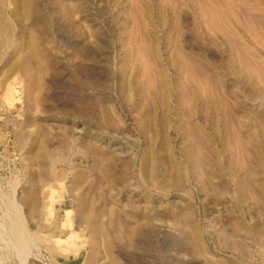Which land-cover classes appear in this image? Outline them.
I'll use <instances>...</instances> for the list:
<instances>
[{"label":"rangeland","instance_id":"374dc122","mask_svg":"<svg viewBox=\"0 0 264 264\" xmlns=\"http://www.w3.org/2000/svg\"><path fill=\"white\" fill-rule=\"evenodd\" d=\"M212 1L0 0V236L2 237H0V264H85L88 256L90 260L86 264H115V261L116 264H264V256L260 251V245L264 242L262 241L264 235V50L255 39H264V31H262L264 29L260 28L264 27V0H214L217 3L213 2V4ZM205 6L208 8L206 9ZM242 10L247 12L243 14ZM255 15L261 17L263 22L259 17L256 18L260 20L254 18L253 21ZM241 19L245 20L244 24ZM184 21H187V24H184ZM258 21L259 24L262 22L259 27ZM216 23L220 26L218 27ZM254 25L257 27L254 28ZM22 55L26 65L21 60ZM145 58L149 64L147 67L143 63ZM178 61L183 65L182 70L186 79L183 78L182 73L180 77L188 84L182 82L184 85L181 88L174 82ZM245 62L243 66L241 63ZM138 68L142 70L138 72ZM27 70H30V75L35 76L40 82V87L42 86L41 89H37V93L33 92V95L25 90L27 83L33 82ZM40 75L42 82L39 80ZM13 76L17 77V80ZM19 76L21 79L18 78ZM193 79L200 82L201 90L196 89ZM7 83L10 84L12 93L6 92ZM256 97L261 99L257 100ZM246 100L248 103H245ZM201 103L204 106H201ZM238 105L239 107H236ZM225 123L228 125L225 126ZM191 129L195 135L190 134ZM237 129L241 135L236 133ZM201 136L204 137L203 142L198 145L204 144L206 147L203 149L208 148L209 151L202 150L200 146L198 150L196 140H201ZM229 136L230 139L227 138ZM89 145L91 147L88 150ZM41 146L62 153L63 159L49 168L45 157L38 158L33 154L37 147ZM187 147L190 152L189 158L183 153V149ZM85 149L86 151L83 152L82 150ZM197 151L198 154L194 155ZM240 152L243 154L241 155ZM232 165L233 167H230ZM248 165L252 167L250 170ZM144 166L150 167L151 171L143 172ZM76 169H80L79 173ZM111 172L116 176L113 181L109 177ZM216 173L219 175L217 176ZM249 173L251 176L248 175ZM122 174L125 177L124 174H127V177L122 178ZM235 177L241 181L242 203L239 201ZM42 183L47 184L42 187L40 186ZM48 188H52L53 191L51 198H48L51 190ZM104 189H108L105 192L109 195L104 194L103 197ZM79 196L82 200L81 197L78 198ZM32 198L36 199L34 200L36 204H31ZM112 206L115 210L120 208L121 211L120 209L114 211ZM67 209L70 210L68 217L64 212ZM46 211L47 214L44 215ZM16 212L19 213L18 216ZM131 212L134 219L131 215V218L129 217ZM90 214L91 217L94 214V218L90 217V219ZM113 216L114 219H111ZM65 217L71 221L70 228L65 224L67 221ZM4 219L6 221H3ZM12 219L19 221L28 238L29 243L24 256L17 253L12 241L9 229ZM92 219L97 221L94 222ZM107 221L109 223L106 225ZM189 226H194L197 230L196 237L187 238L184 231L176 232V228L184 230ZM113 228L115 231H112ZM70 231L76 233L77 239L75 237L76 242L74 241L73 247L70 246L71 249H63V252L57 240L58 238L64 240ZM247 232L248 235L244 236ZM30 233L33 235L31 236ZM110 236L113 238L111 239ZM245 237L247 240L243 239ZM93 238L96 243L95 241L93 243ZM120 239L122 240L118 241ZM227 241L229 245L230 241L232 242L231 247L225 245V248L223 244H227ZM237 242H240L239 245H236ZM90 247L93 251L89 249ZM245 249L247 253H243ZM94 251L95 253L91 254Z\"/></svg>","mask_w":264,"mask_h":264},{"label":"bare ground","instance_id":"6f19581e","mask_svg":"<svg viewBox=\"0 0 264 264\" xmlns=\"http://www.w3.org/2000/svg\"><path fill=\"white\" fill-rule=\"evenodd\" d=\"M152 1H153V0H152ZM167 1H169V0H167ZM185 1H186V0H185ZM221 1H222V0H221ZM223 1H224V0H223ZM226 1H227V0H226ZM141 2H142V1H141ZM181 2H182V1H181ZM213 2H214V3H217V2H215V1L213 0V1H212V4H213ZM219 2H220V1H219ZM244 2H245V1H244ZM256 2H257V1H256ZM159 3H160V2H159ZM176 3H177V2H176ZM176 3H175V4H176ZM206 3H207V1H206ZM224 3H225V2H224ZM230 3H231V2H230ZM253 3H254V2H253ZM179 4H180V2H179ZM219 4H220V3H219ZM222 4H223V3H222ZM235 4H236V3H235ZM256 4H257V3H256ZM256 4H255V5H256ZM123 5H124V4H123ZM127 5H128V4H127ZM130 5H131V4H130ZM149 5H150V4H149ZM161 5H162V4H161ZM181 5H183V3H182ZM184 5H185V4H184ZM244 5L247 6V4H244ZM32 6H33V5H32ZM117 6H118V5H117ZM131 6H132V5H131ZM151 6H152V5H151ZM151 6H150V7H151ZM209 6H211V4H210ZM238 6H240V5H238ZM250 6H252V5H250ZM260 6H261V5H260ZM34 7H35V6H34ZM113 7H115V6H113ZM121 7H122V5H121ZM124 7H125V6H124ZM126 7H127V6H126ZM227 7H228V5H227ZM248 7H249V4H248ZM137 8H138V7H137ZM205 8L207 9L208 7L205 6ZM215 8H216V7H215ZM231 8H232V7H231ZM115 9H116V8H115ZM123 9H124V8H123ZM128 9H129V8H128ZM130 9H131V8H130ZM139 9H141V8H139ZM151 9H152V8H151ZM153 9H154V8H153ZM164 9H165V8H164ZM210 9H211V7H209V10H210ZM226 9H227V8H226ZM232 9H233V8H232ZM16 10H17V9H16ZM181 10H183V9H181ZM198 10H199V8H198ZM5 11H6V10H5ZM115 11H117V10H115ZM115 11H114V12H115ZM122 11H123V10H122ZM151 11H152V10H151ZM184 11H185V10H184ZM207 11H208V10H207ZM212 11H213V10H212ZM238 11H239V10H238ZM248 11H249V10H248ZM228 12H229V11H228ZM230 12H231V11H230ZM234 12L236 13V10H235V9H234ZM243 12H245V11L242 10V13H243ZM246 12H247V11H246ZM246 12H245V13H246ZM251 12H253V11H251ZM120 13H121V12H120ZM149 13H150V12H149ZM175 13H176V11H175ZM207 13H209V12H207ZM207 13H206V14H207ZM225 13H226V12H225ZM245 13H243V14H245ZM121 14H124V12L121 13ZM121 14H120V15H121ZM152 14H153V12H152ZM190 14H191V13H190ZM200 14H201V13H200ZM249 14H250V12H249ZM253 14H254V13H253ZM255 14H256V13H255ZM130 15H131V14H130ZM139 15H140V14H139ZM150 15H151V13H150ZM175 15H176V14H175ZM183 15H184V14H183ZM188 15H189V14H188ZM257 15H259V14L257 13ZM125 16H126V15H125ZM125 16H124V17H125ZM131 16H132V15H131ZM191 16H192V15H191ZM222 16H223V15H222ZM238 16H239V14H238ZM240 16H241V15H240ZM243 16H244V15H243ZM245 16H246V15H245ZM261 16H262V14H261ZM5 17H6V15H5ZM141 17H142V16H141ZM167 17H168V16H167ZM185 17H186V16H185ZM212 17H213V16H212ZM224 17H225V16H224ZM246 17H247V16H246ZM248 17H249V16H248ZM256 17H259V16H256V15H255V16L253 17V21H254V18H255V19H259V18H261V17H259V18H256ZM152 18H153V16H152ZM161 18H162V17H161ZM180 18H181V17H180ZM180 18H179V19H180ZM235 18H236V17H235ZM242 18H243V17H242ZM119 19H120V18H119ZM125 19H126V18H125ZM132 19H133V18H132ZM137 19H138V18H137ZM137 19H136V20H137ZM149 19H150V18H149ZM154 19H155V18H154ZM154 19H153V21H155ZM200 19H201V22L203 23L202 18H200ZM210 19H211V17H210ZM222 19H224V18H222ZM248 19H249V18H248ZM248 19H247V20H248ZM261 19H262V18H261ZM263 19H264V18H263ZM263 19H262V22H263ZM120 20H122V19H120ZM166 20H167V19H166ZM166 20H165V21H166ZM186 20H187V19H186ZM189 20H190V18H189ZM196 20H197V19H196ZM212 20H213V19H212ZM259 20H260V19H259ZM124 21H125V20H124ZM137 21H138V20H137ZM153 21H151V22H153ZM161 21H162V20H161ZM179 21H180V20H179ZM241 21H242V23L245 22L244 19H243V20L241 19ZM255 21H256V20H255ZM127 22H128V21H127ZM127 22H126V23H127ZM166 22H167V21H166ZM166 22H165V24H166ZM174 22H176L175 19H174ZM180 22H181V21H180ZM184 22H185L184 24H187V21H184ZM193 22H194V21H193ZM205 22H206V21H205ZM216 22H217V20H216ZM224 22H225V21H224ZM262 22H261V23H262ZM128 23H129V22H128ZM153 23H154V22H153ZM155 23H157V22H155ZM225 23L227 24L228 22H225ZM248 23H251V22H248ZM257 23L259 24V21H258ZM261 23L258 25V27L261 25ZM145 24H146V23H145ZM205 24H208V23H205ZM216 24H217V23H216ZM243 24H244V23H243ZM253 24H254V23H253ZM2 25H3V24H2ZM4 25H5V24H4ZM118 25H119V24H118ZM173 25H174V23H173ZM224 25H225V24H224ZM228 25H229V24H228ZM255 25H256V24H255ZM255 25L253 26L254 28L257 27V26L255 27ZM41 26H42V25H41ZM125 26H126V25H125ZM189 26H190V24H189ZM217 26H218V24H217ZM219 26H220V24H219ZM219 26H218V27H219ZM250 26H251V25H250ZM250 26H249V27H250ZM122 27H123V26H122ZM122 27H121V28H122ZM133 27H134V26H133ZM155 27H156V26H155ZM180 27H181V26H180ZM187 27H188V26H187ZM199 27H200V26H199ZM249 27H248V28H249ZM253 27H251V28H253ZM262 27H263V26L260 27L261 30L264 29V27H263V28H262ZM163 28H164V27H163ZM172 28H173V27H172ZM181 28H182V27H181ZM181 28H180V29H181ZM216 28H217V27H216ZM216 28H215V30H216ZM225 28H226V27H225ZM254 28H253L252 30H254ZM119 29H120V28H119ZM165 29H166V28H165ZM165 29H164V30H165ZM194 29H195V26H194ZM201 29H202V28H201ZM123 30H124V29H122V31H123ZM132 30H133V29H132ZM159 30H160V29H159ZM172 30H173V29H172ZM174 30H176V29L174 28ZM181 30H182V29H181ZM186 30H189V29H186ZM198 30H199V28H198ZM222 30H223V29H222ZM247 30H248V31H251L250 29H247ZM3 31H4V30H3ZM122 31H121V32H122ZM129 31H130V30H129ZM184 31H185V30H184ZM189 31H190V30H189ZM193 31H194V30H193ZM254 31H255V30H254ZM258 31H259V29H258ZM262 31H264V30H262ZM139 32H140V31H139ZM144 32H145V31H144ZM144 32H143V33H144ZM159 32H160V31H159ZM161 32H162V30H161ZM163 32H164V31H163ZM176 32H177V30H176ZM203 32H204V31H203ZM220 32H221V31H220ZM246 32H247V31H246ZM252 32H253V31H252ZM259 32L263 35V33H262L261 31H259ZM37 33H38V29H37ZM124 33H126V32L124 31ZM177 33H178V32H177ZM177 33H176V35H177ZM179 33H180V31H179ZM214 33H215V32H214ZM247 33H248V32H247ZM254 33H256V32H254ZM163 34H164V33H163ZM215 34H216V33H215ZM226 34H227V33H226ZM234 34H235V33H234ZM135 35H137V34H135ZM170 35H171V34H169V36H170ZM194 35H195V34H194ZM251 35H252V34H251ZM254 35H255V34H254ZM257 35H258V34H257ZM123 36H124V35H123ZM123 36H122V37H123ZM131 36H132V35H131ZM140 36H141V34H140ZM163 36H164V35H163ZM184 36H185V35H184ZM201 36H202V35H201ZM216 36H217V35H216ZM227 36H228V35H227ZM18 37H19V36H18ZM124 37H125V36H124ZM136 37H137V36H136ZM145 37H146V36H145ZM145 37H144V38H145ZM208 37H209V36H208ZM228 37H229V36H228ZM253 37H254V36H253ZM257 37H258V36H257ZM133 38H134V37H132V39H133ZM142 38H143V37H142ZM142 38H141V39H142ZM162 38H165V37H162ZM217 38H218V37H217ZM125 39H126V38H125ZM125 39H124V40H125ZM160 39H161V38H160ZM177 39H178V38H177ZM192 39H194V37H193ZM209 39H210V38H209ZM255 39H256V43L259 44V46H261L262 49L264 50V39H262V38H261V39H259V38H255ZM35 40H36V39H35ZM35 40H34V41H35ZM158 40H159V39H158ZM172 40H174V39H172ZM228 40H229V39H228ZM230 40H231V38H230ZM34 41H33V42H34ZM133 41H134V40H133ZM143 41H144V40H143ZM159 41H160V40H159ZM162 41H163V40H162ZM176 41H177V40H176ZM35 42H36V41H35ZM37 42H38V41H37ZM122 42H123V41H122ZM180 42H182V41H180ZM221 42H222V41H221ZM228 42H229V41H228ZM238 42H239V41H238ZM238 42H237V43H238ZM242 42H243V41H242ZM123 43H124V42H123ZM142 43H143V42H142ZM162 43H164V42H162ZM167 43H168V42H167ZM187 43H188V42H187ZM15 44H16V43H15ZM32 44H33V43H32ZM135 44H136V43H135ZM173 44H174V43H173ZM181 44H182V43H181ZM36 45H37V44H36ZM128 45H129V44H128ZM156 45H157V44H156ZM162 45H163V44H162ZM174 45H175V44H174ZM176 45H177V44H176ZM176 45H175V46H176ZM191 45H192V44H191ZM191 45H189V46L191 47ZM228 45H229V44H228ZM249 45H250V44H249ZM137 46H138V45H137ZM157 46H158V45H157ZM178 46H179V44H178ZM231 46H232V45H231ZM7 47H8V46H7ZM14 47H15V45H14ZM154 47H155V46H154ZM160 47H161V46H160ZM201 47H202V46H201ZM37 48H38V47H37ZM39 48H40V47H39ZM157 48H159V47H157ZM177 48H178V47H177ZM185 48H186V47H185ZM209 48H210V47H209ZM250 48H251V47H250ZM15 49H16V48H15ZM34 49H35V48H34ZM131 49H132V48H131ZM133 49H134V48H133ZM165 49H166V48H165ZM179 49H180V47H179ZM193 49H194V48H193ZM196 49H197V48H196ZM35 50H36V49H35ZM38 50H39V49H38ZM190 50H192V48H191ZM221 50H222V49H221ZM247 50H248V49H247ZM251 50H252V48H251ZM9 51H10V50H9ZM36 51H37V50H36ZM36 51H35V52H36ZM39 51L41 52V50H39ZM39 51H38V52H39ZM124 51H125V50H124ZM178 51H179V50H178ZM209 51H210V50H209ZM231 51L233 52V50H231ZM162 52H164V51H162ZM181 52H182V50H181ZM33 53H34V52H33ZM142 53H143V52H142ZM158 53H159V52H158ZM205 53H206V52H205ZM222 53H223V52H222ZM222 53H221V54H222ZM238 53H239V52H238ZM11 54H12V52H11ZM28 54H29V53H28ZM37 54H38V53H37ZM40 54H41V53H40ZM134 54H135V53H134ZM149 54H150V53H149ZM224 54H225V53H224ZM144 55H145V54H144ZM146 55H147V54H146ZM181 55H182V54H181ZM222 55H223V54H222ZM222 55H221V56H222ZM226 55H227V54H226ZM230 55H231V53H230ZM243 55H244V54H243ZM247 55H248V54H247ZM250 55H251V54H250ZM255 55L257 56V55H259V54H255ZM130 56H131V55H130ZM160 56H161V55H160ZM187 56H188V55H187ZM190 56H191V55H190ZM221 56H220V57H221ZM234 56H236V55L234 54ZM237 56H238V55H237ZM260 56H261V55H260ZM20 57H22V59H21ZM20 57H19V58H20L22 61L25 60V59H23V55L20 56ZM35 57H36V54H35ZM122 57H123V56H122ZM145 57H146V56H145ZM204 57H205V56H204ZM231 57H232V56H231ZM248 57H249V56H248ZM19 58H18V59H19ZM125 58H126V57H125ZM141 58H142V57H141ZM200 58H201V57H200ZM263 58H264V57H263ZM121 59H122V58H121ZM121 59H120V60H121ZM139 59H140V57H139ZM149 59H150V58H149ZM161 59H162V58H161ZM161 59H160V60H161ZM178 59H179V58H178ZM187 59H188V57H187ZM195 59H196V58H195ZM208 59H209V58H207L206 60L208 61ZM212 59H213V58H212ZM214 59H215V58H214ZM224 59H225V58H224ZM242 59H243V58H242ZM257 59H258V58H257ZM42 60H43V59H42ZM140 60H142V59H140ZM157 60H158V59H157ZM197 60H198V59H197ZM244 60H245V59H244ZM246 60H247V59H246ZM255 60H256V59H255ZM143 61H144V62H143L144 65L147 67V66L149 65L147 59L145 58V59H143ZM146 61H147V62H146ZM155 61H156V60H155ZM163 61H164V60H163ZM202 61H203V60H202ZM209 61H210V60H209ZM214 61H215V60H214ZM230 61H231V60H230ZM236 61H238V60H236ZM248 61H249V60H248ZM248 61H247V62H248ZM259 61H261V60H259ZM20 62H21V61H20ZM23 62H24V61H23ZM27 62H28V61H27ZM136 62H137V61H136ZM141 62H142V61H141ZM241 62H242V61H241ZM251 62H252V61H251ZM256 62H257V60H256ZM24 63H25V65H26V61H25ZM122 63H123V62H122ZM143 63H142V64H143ZM189 63H190V62H189ZM206 63H208V62H206ZM214 63H215V62H214ZM217 63H218V61H217ZM217 63H216V64H217ZM221 63H222V62H221ZM227 63H228V61H227ZM229 63H230V62H229ZM239 63H240V62H239ZM249 63H250V62H249ZM257 63H258V62H257ZM262 63H263V62H262ZM45 64H46V63H45ZM208 64H209V63H208ZM241 64H242V65H243V64H246V62H245V63H241ZM253 64H254V63H253ZM255 64H256V63H255ZM255 64H254V65H255ZM19 65H21V63H20ZM157 65H158V64H157ZM223 65H224V64H223ZM234 65H235V64H234ZM234 65H232V66H234ZM257 65H258V64H257ZM22 66H23V65H22ZM27 66L29 67V65H27ZM27 66H26V68H28ZM31 66H32V65H31ZM176 66H177V72H174V82L176 83V85H177L179 88H181L186 82L184 83V82L182 81V78L180 77V75H181V73H182V75L184 76V77H183L184 79H186V75H185V72H183V70H182L183 65H182L181 62L178 61ZM207 66H208V65H207ZM211 66H212V65H211ZM218 66H219V65H218ZM243 66H244V65H243ZM245 66H246V65H245ZM135 67H136V66H135ZM135 67H134V68H135ZM138 67H139V66H138ZM140 67H141V66H140ZM149 67H150V66H149ZM160 67H161V66H160ZM163 67H164V66H163ZM187 67H188V65H187ZM191 67H192V65H191ZM215 67H216V66H215ZM220 67H221V64H220ZM23 68H24V67H23ZM118 68H119V67H118ZM121 68H122V67H121ZM141 68H142V67H141ZM165 68H167V67H165ZM228 68H229V67H227V69H228ZM256 68H257V67H256ZM256 68H255V69H256ZM36 69H37V68H36ZM46 69H47V68H46ZM142 69H143V68H142ZM142 69H141V70H142ZM154 69H155V68H154ZM154 69H153V71H154ZM214 69H215V68H214ZM214 69H213V70H214ZM217 69H218V68H217ZM239 69H240V68H239ZM239 69H238V70H239ZM252 69H253V68H252ZM252 69H251V70H252ZM261 69H263V68H261ZM10 70H11V69H10ZM139 70H140V69L138 68V72H139ZM141 70H140V71H141ZM144 70H145V69H143V71H144ZM148 70H149V69H148ZM167 70H168V69H167ZM167 70H166V71H167ZM223 70H224V69H223ZM231 70H232V69H231ZM246 70H248V69H246ZM29 71H30V70H27L28 73H29ZM119 71H120V70H119ZM211 71H212V70H211ZM214 71H215V70H214ZM224 71H225V70H224ZM236 71H237V70H236ZM27 72H26V73H27ZM144 72H145V71H144ZM151 72H152V71H151ZM186 72H187V71H186ZM242 72H243V71H242ZM255 72H256V70H255ZM257 72H258V71H257ZM259 72H260V71H259ZM14 73H15V72H14ZM22 73H24V70L22 71ZM28 73H27V75H28ZM145 73H146V72H145ZM166 73H167V72H166ZM170 73H171V72H170ZM226 73H227V72H226ZM248 73H249V72H248ZM263 73H264V72H263ZM139 74H141V73H139ZM146 74H147V73H146ZM240 74H241V73H240ZM255 74H256V73H255ZM16 75H18V74H16ZM121 75H122V74H121ZM142 75H143V74H142ZM154 75H155V74H154ZM164 75H165V74H164ZM201 75H203V74H201ZM205 75H206V74H205ZM208 75H209V74H208ZM222 75H223V74H222ZM225 75H226V74H225ZM237 75H239V74H237ZM28 76H30V77L32 78V81H33V82L30 83V84L27 83V86H26L27 89H25V90H28V91H29L28 93H30L31 95H33V92L35 93L36 91H38L37 89H39V88L41 89L42 86L40 87V82L38 81V79H36L35 76L30 75V73H29ZM145 76H146V75H145ZM199 76H200V75H199ZM239 76H240V75H239ZM13 77H14V76H13ZM26 77H27V76H26ZM26 77H25V78H26ZM40 77H41V75H40ZM120 77H121V76H120ZM120 77H119V78H120ZM141 77H142V76H141ZM157 77H158V75H157ZM206 77H207V76H206ZM232 77H233V76H232ZM14 78H15V77H14ZM16 78H17V77H16ZM16 78H15V79H16ZM18 78H20V76H19ZM38 78H39V76H38ZM136 78H137V77H136ZM151 78H153V77H151ZM195 78H197V77H195ZM233 78H234V77H233ZM233 78H232V79H233ZM249 78H251V77H249ZM20 79H21V78H20ZM41 79H42V77H41L39 80L41 81ZM153 79H155V78H153ZM214 79L216 80V78H214ZM227 79H229V78H227ZM232 79H231V80H232ZM237 79H238V78H237ZM253 79H254V78H253ZM253 79H252V80H253ZM257 79H258V78H257ZM13 80H14V79H13ZM16 80H17V79H16ZM156 80H157V79H156ZM169 80H170V79H169ZM193 80H194V83H195V85H196V86H195L196 89L198 88V90H201V89H202V86H201L200 82H196V81H195L196 79H193ZM202 80H203V79H202ZM223 80H225V79H223ZM229 80H230V79H229ZM249 80H250V79H249ZM261 80H262V79H261ZM14 81H15V80H14ZM21 81H22V80H20V82H21ZM27 81H29V78H28ZM30 81H31V80H30ZM152 81H153V80H152ZM211 81H212V80H211ZM226 81H227V80H226ZM239 81H240V80H239ZM244 81H245V80H244ZM244 81H243V82H244ZM250 81H251V80H250ZM257 81H258V80H257ZM4 82H5V81H4ZM6 82L9 83V81H6ZM41 82H42V81H41ZM142 82H143V81H142ZM171 82H172V81H171ZM182 82H183L184 84H183ZM187 82H188V80H187ZM231 82H232V81H231ZM243 82H242V83H243ZM8 83H7V84H8ZM17 83H18V81H17ZM23 83H25V82H23ZM204 83H205V82H204ZM208 83H209V82H208ZM216 83H217V82H216ZM260 83H261V82H260ZM12 84H13V83H12ZM43 84H44V83H43ZM147 84H149V83H147ZM161 84H162V83H161ZM186 84H187V83H186ZM234 84H235V83H234ZM237 84H238V82H237ZM5 85H6V84H5ZM170 85H171V84H170ZM187 85H188V84H187ZM216 85H217V84H216ZM219 85H220V84H219ZM241 85H242V84H241ZM263 85H264V84H263ZM120 86H122V84H120ZM146 86H147V85H146ZM171 86H172V85H171ZM207 86H208V85H207ZM212 86H213V85H212ZM221 86H222V85H221ZM223 86H224V85H223ZM242 86H243V85H242ZM255 86L258 87V85H256V84H255ZM255 86H254V87H255ZM26 87H25V88H26ZM240 87H241V86H240ZM240 87H239V88L236 87V88H237V89H240ZM134 88H135V87H134ZM134 88H133V89H134ZM148 88H149V87H148ZM168 88H169V86H168ZM170 88H171V87H170ZM207 88H208V87H207ZM246 88H247V87H246ZM249 88H250V87H249ZM11 89H12V88H11L10 84H8L7 87H6V92L8 91L7 93H12V92H11ZM120 89H121V87H120ZM131 89H132V87H131ZM205 89H206V88H205ZM214 89H215V88H214ZM255 89H256V88H255ZM257 89H258V88H257ZM134 90H135V89H134ZM144 90H145V89H144ZM155 90H156V89H155ZM161 90H162V89H161ZM178 90H179V89H178ZM232 90H234V88H233ZM14 91H15V90H14ZM14 91H13V92H14ZM145 91H146V90H145ZM157 91H159V89H158ZM176 91H177V90H176ZM218 91H219V90H218ZM220 91H221V90H220ZM222 91H223V90H222ZM230 91H231V90H230ZM254 91H255V90H254ZM254 91H253V92H254ZM257 91H258V90H257ZM257 91H256V92H257ZM259 91H260V90H259ZM259 91H258V92H259ZM198 92H199V91H198ZM245 92H246V91H245ZM250 92H251V91H250ZM7 93H6V94H7ZM15 93H16V92H15ZM28 93H27V94H28ZM36 93H37V92H36ZM145 93H146V92H145ZM171 93H172V92H171ZM193 93H195V92H193ZM217 93H218V92H217ZM217 93H216V94H217ZM220 93H221V92H220ZM251 93H252V92H251ZM251 93H249V94H251ZM254 93H255V92H254ZM39 94H40V93H39ZM142 94H143V93H142ZM152 94H153V93H152ZM157 94H158V93H157ZM159 94H160V93H159ZM177 94H178V93H177ZM181 94H182V93H181ZM196 94H198V93H196ZM211 94H212V93H211ZM225 94H226V93H225ZM257 94H258V93H257ZM12 95H13V94H12ZM19 95H20V94H19ZM37 95H38V94H37ZM202 95H203V94H202ZM209 95H210V94H209ZM253 95H255V94H253ZM259 95H260V94H259ZM27 96H28V95H27ZM40 96H41V95H40ZM130 96H131V95H130ZM152 96H154V95H152ZM169 96H170V95H169ZM169 96H168V97H169ZM171 96H172V95H171ZM200 96H201V95H200ZM219 96H220V95H219ZM226 96H227V95H225V97H226ZM5 97L7 98V95H6ZM8 97H10V96H8ZM13 97H14V95H13ZM17 97H18V96H17ZM23 97H25V95H24ZM35 97H38V96H35ZM132 97H133V96H132ZM144 97H145V96H144ZM148 97H149V96H148ZM217 97H218V95H217ZM228 97H229V96H228ZM228 97H227V98H228ZM246 97H247V96H246ZM190 98H191V97H190ZM218 98H219V97H218ZM254 98H255V96H254ZM256 98H257V97H256ZM8 99H9V98H8ZM10 99H11V98H10ZM10 99H9V100H10ZM27 99H28V98H27ZM169 99H170V98H169ZM184 99L188 101V99H186V98H184ZM191 99H192V98H191ZM194 99H195V98H194ZM211 99H212V98H211ZM229 99H230V98H229ZM259 99H261V97H260ZM259 99L257 98V100H259ZM4 100H5V99H4ZM159 100H160V99H159ZM174 100H175V99H174ZM176 100H177V99H176ZM182 100H183V98H182ZM202 100H203V99H202ZM224 100H225V99H224ZM254 100H255V99H254ZM5 101H6V100H5ZM25 101H26V100H25ZM30 101H31V100H30ZM30 101H28L29 104H31ZM131 101H132V100H131ZM135 101H137V100H135ZM167 101H169V100H167ZM195 101H196V100H195ZM247 101H248V100H246L245 103H246ZM255 101H256V100H255ZM9 102H10V101H9ZM31 102L33 103L34 101H31ZM127 102H128V101H127ZM160 102H161V100H160ZM219 102H220V101H219ZM153 103H154V102H153ZM169 103H170V102H169ZM210 103H211V100H210ZM222 103H223V102H222ZM247 103H248V102H247ZM249 103H250V102H249ZM253 103H254V102H253ZM253 103H252V104H253ZM260 103H261V102H260ZM262 103H263V102H262ZM262 103H261V104H262ZM184 104H185V103H184ZM196 104H197V103H196ZM196 104H195V105H196ZM235 104H236V103H235ZM235 104H234V105H235ZM252 104H251V105H252ZM34 105H35V104H34ZM131 105H133V104H131ZM131 105H130V106H131ZM186 105L188 106V103H187ZM195 105H194V106H195ZM202 105H203V104L201 103V106H202ZM211 105H212V103H211ZM222 105H223V104H222ZM9 106H10V104H9ZM30 106H31V105H30ZM149 106H150V105H149ZM149 106H148V107H149ZM177 106H178V105H177ZM177 106H176V107H177ZM203 106H204V105H203ZM252 106H253V105H252ZM34 107H35V106H34ZM132 107H133V106H132ZM195 107H196V106H195ZM236 107H239V105L236 106ZM177 108H178V107H177ZM184 108H185V107H184ZM202 108H203V107H202ZM260 108H261V107H260ZM159 110H160V109H159ZM184 110H185V109H184ZM195 111H197V110H195ZM203 111H204V110H203ZM203 111H202V113H203ZM257 111H258V110H257ZM140 112H141V111H140ZM183 112H184V111H183ZM185 112H187V110H186ZM189 113H190V112H188V114H189ZM236 113H238V111H237ZM239 113H240V112H239ZM241 113H242V112H241ZM149 114H150V112H149ZM166 114H167V113H166ZM249 114H250V113H249ZM160 115H161V114H160ZM184 115H185V114H184ZM193 115H194V114H193ZM221 115H222V114H221ZM143 116H144V115H143ZM167 116H168V115H167ZM205 116L207 117V115H205ZM231 116H232V115H231ZM234 116H236V115H234ZM155 117H156V116H155ZM159 117H160V116H159ZM170 117H171V116H170ZM182 117H184V116H182ZM142 118H143V117H142ZM142 118H141V119H142ZM173 118H174V117H173ZM175 118H176V117H175ZM193 118H194V117H193ZM195 118H196V117H195ZM221 118H222V117H221ZM221 118H220V119H221ZM262 118H263V117H262ZM190 119H191V118H190ZM199 119H200V116H199ZM206 119H207V118H206ZM172 120H173V119H172ZM186 120H187V119H186ZM191 120H192V119H191ZM193 120H195V119H193ZM203 120H204V118H203ZM208 120H209V119H208ZM244 120H245V119H244ZM140 121H141V120H140ZM142 121H143V120H142ZM155 121H156V120H155ZM218 121H219V120H218ZM235 121H236V119H235ZM143 122H144V121H143ZM191 122H192V121H191ZM201 122H202V121H201ZM201 122H200V124H201ZM205 122H206V120H205ZM233 122H234V121H232V123H233ZM228 123H229V122H228ZM237 123H238V122H237ZM247 123H248V121H247ZM250 123H251V122H250ZM258 123L260 124V122H258ZM261 123H262V122H261ZM161 124H162V123H161ZM226 124H227V123H225V126H226ZM230 124H231V123H230ZM234 124H235V123H234ZM243 124H244V123H243ZM105 125H106V124H105ZM148 125H149V124H148ZM156 125H157V123H156ZM201 125H202V124H201ZM217 125H218V124H217ZM227 125H228V124H227ZM247 125H248V124H247ZM253 125H254V124H253ZM263 125H264V123H263ZM141 126H142V125H141ZM141 126H140V127H141ZM157 126H158V125H157ZM177 126H178V125H177ZM187 126H188V125H187ZM231 126H232V125H230L229 127L231 128ZM138 127H139V126H138ZM155 127H156V126H155ZM188 127H189V126H188ZM190 127H191V126H190ZM193 127H194V126H193ZM218 127H219V126H218ZM240 127H241V126H240ZM23 128H24V127H23ZM150 128H151V127H150ZM163 128H164V127H163ZM178 128H179V127H178ZM203 128H204V126H203ZM203 128H202V129H203ZM230 128H229V130H231ZM252 128H253V127H252ZM44 129H45V128H44ZM157 129H158V128H157ZM192 129H193V128H192ZM192 129H191V133H190V134L195 135L194 133H192ZM220 129H221V128H220ZM234 129H235V128H234ZM234 129H233V130H234ZM238 129H240V128L238 127ZM238 129H237V130H238ZM140 130H141V129H140ZM188 130H189V129H188ZM196 130H197V129H196ZM227 130H228V129H227ZM233 130H232V131H233ZM262 130H263V127H262ZM158 131H159V130H158ZM173 131H174V130H173ZM204 131H205V130H204ZM250 131H251V130H250ZM180 132H182V130H181ZM180 132H178V134H179ZM189 132H190V131H189ZM195 132H196V131H195ZM219 132H220V131H219ZM237 132L239 133V130L236 131V133H237ZM251 132H252V131H251ZM263 132H264V131H263ZM44 133H45V132H44ZM146 133H147V132H146ZM146 133H145V134H146ZM156 133H157V132H156ZM196 133H198V132H196ZM243 133H245V132H243ZM253 133H255V132H253ZM34 134H35V133H34ZM68 134H69V133H68ZM150 134H151V133H150ZM215 134H216V133H215ZM228 134H229V133H227V135H228ZM231 134H232V133H231ZM239 134H240V133H239ZM239 134H238V135H239ZM141 135H142V134H141ZM157 135H158V134H157ZM180 135H181V133H180ZM227 135H226V136H227ZM229 135H230V134H229ZM240 135H241V134H240ZM242 135L244 136V134H242ZM144 136H145V135H144ZM144 136H143V137H144ZM232 136H233V135H232ZM243 136H242V137H243ZM263 136H264V135H263ZM43 137H44V136H43ZM43 137H42V138H43ZM72 137H73V136H72ZM141 137H142V136H141ZM168 137H169V136H168ZM180 137H181V136H180ZM190 137H191V136H190ZM219 137H220V136H219ZM219 137H218V138H219ZM233 137H234V136H233ZM157 138H158V136H157ZM178 138H179V136H178ZM201 138H202V136H201ZM201 138H200V139H201ZM203 138H204V137H203ZM203 138H202L201 140H199V141H198L197 137L195 138V139H197V140H196V146L198 145V143H200V142L203 140ZM227 138L230 139V136L227 137ZM43 139H44V138H43ZM86 139H87V138H86ZM142 139H143V138H142ZM169 139H170V138H169ZM176 139H177V138H176ZM191 139H192V138H191ZM76 140H77V139H76ZM145 140H146V139H144V141H145ZM192 140H193V139H192ZM242 140H243V138H242ZM245 140H246V139H245ZM46 141H47V140H46ZM50 141H51V140H50ZM86 141H87V140H86ZM172 141H173V138H172ZM177 141H178V140H177ZM186 141H187V140H186ZM193 141H195V140H193ZM197 141H198V142H197ZM233 141H234V138H233ZM233 141H231V142H233ZM235 141H239V139H237V140L235 139ZM263 141H264V138H263ZM43 142H44V141H43ZM156 142H157V141H156ZM202 142H203V141H202ZM216 142H217V141H216ZM84 143H86V142H84ZM87 143L89 144V141H87ZM144 143H145V142H144ZM146 143H147V142H146ZM171 143H173V142H171ZM185 143H187V142H185ZM227 143H228V142H227ZM235 143L238 144V142H235ZM36 144H37V143H36ZM76 144H77V143H76ZM81 144H83V143H81ZM90 144H91V143H90ZM194 144H195V143H194ZM202 144H203V143H202ZM230 144H231V143H230ZM236 144H235V145H236ZM34 145H35V144H34ZM44 145H45V144H44ZM49 146H50V145H49ZM193 146H194V145H193ZM199 146H200V145H198V150H200L201 147H202V148H201L202 150H207V149H208V148L203 149V148L206 147V146L204 147V144H203L202 146H200V148H199ZM217 146H218V145H217ZM227 146H228V145H227ZM240 146H241V145H240ZM90 147H91V146L89 145V147H87V149L90 148ZM163 147H164V146H163ZM237 147H238V146H237ZM243 147H244V146H243ZM247 147H248V146H247ZM47 148H48V147H47ZM47 148L44 147V146L37 147V149L34 151L33 154H34L35 157H38V158L45 157V158L47 159V165H48V167H49V168H52V167L55 165L56 162H59V161H61V160L63 159V155H62V153H59V152H57V151H55V152H54V151H50V149H47ZM50 148H51V147H50ZM191 148H192V146H191ZM194 148H195V147H194ZM241 148H242V147H241ZM155 149H156V148H155ZM170 149H171V147H170ZM231 149H232V148H231ZM233 149H234V148H233ZM246 149H248V148H246ZM88 150H89V149H88ZM162 150H163V149H162ZM162 150H161V151H162ZM171 150H172V149H171ZM175 150H176V149H175ZM196 150H197V149H196ZM249 150H250V149H249ZM76 151H77V150H76ZM82 151L84 152V151H86V149H85V150H82ZM110 151H111V150H110ZM110 151H109V152H110ZM192 151H193V148H192ZM194 151H195V150H194ZM207 151H209V149H208ZM220 151H221V149H220ZM241 151H242V150H241ZM247 151H248V150H247ZM253 151H254V149H253ZM78 152H79V151H78ZM88 152H89V151H88ZM98 152H99V151H98ZM139 152H140V151H139ZM170 152H172V151H170ZM238 152H239V151H238ZM81 153H82V152H81ZM81 153H79V154H81ZM95 153H96V152H95ZM95 153H94V154H95ZM99 153H100V152H99ZM113 153H115V152L113 151ZM167 153H168V152H167ZM183 153H184V155L186 156V158H189L190 152H189L188 147L185 148V149H183ZM240 153H241V152H240ZM244 153H245V152H244ZM253 153H254V152H253ZM83 154H84V153H83ZM86 154H87V153H86ZM89 154H90V153H89ZM116 154H117V153H116ZM174 154H175V153H174ZM197 154H198V151H197V153L194 154V155H197ZM222 154H223V152H222ZM242 154H243V153H241V155H242ZM30 155H31V154H30ZM81 155H82V154H81ZM114 155H115V154H114ZM137 155H138V154H137ZM153 155H154V154H153ZM178 155H179V154H178ZM194 155H193V156H194ZM199 155H201V154H199ZM210 155H211V154H210ZM231 155H232V154H231ZM241 155L239 154L240 157H241ZM64 156H65V155H64ZM67 156H69V155H67ZM161 156H163V155H161ZM213 156H214V154H213ZM65 157H66V156H65ZM65 157H64V158H65ZM165 157H166V156H165ZM179 157H180V156H179ZM179 157H178V158H179ZM200 157H202V156H200ZM211 157H212V156H211ZM221 157H222V156H221ZM250 157H251V156H250ZM252 157H254V156H252ZM255 157L257 158L256 155H255ZM109 158H111V157H109ZM134 158H135V157H134ZM155 158H156V157H155ZM167 158H168V157H167ZM174 158H175V155H174ZM195 158H196V157H194V159H195ZM198 158H199V157H198ZM235 158H236V157H235ZM235 158H234V159H235ZM242 158H244V157L242 156ZM246 158H247V157H245V159H246ZM67 159H68V157H67ZM67 159H65V160H67ZM95 159H96V158H95ZM165 159H166V158H165ZM181 159H182V158H181ZM222 159H224V158H222ZM222 159H221V160H222ZM245 159H244V160H245ZM257 159H258V158H257ZM107 160H110V159H107ZM126 160H127V159H126ZM183 160H184V159H183ZM190 160H191V159H190ZM195 160H196V159H195ZM235 160H236V159H235ZM93 161H95V160L93 159ZM122 161H123V160H122ZM122 161H121V162H122ZM131 161H132V160H131ZM157 161H158V160H157ZM157 161H156V162H157ZM164 161H165V160H164ZM188 161H189V160H188ZM199 161H200V160H199ZM222 161H223V160H222ZM250 161H251V160H250ZM63 162H65V161H63ZM63 162H62V163H63ZM67 162H68V161H67ZM69 162H70V161H69ZM71 162H73V161H71ZM95 162H96V161H95ZM110 162H111V161H110ZM134 162H135V161H134ZM184 162H185V161H184ZM238 162H239V160H238ZM240 162H242V161H240ZM257 162H258V161H257ZM65 163H66V162H65ZM101 163H102V162H101ZM114 163H115V161H114ZM129 163H131V162H129ZM146 163H148V161H147ZM163 163H164V162H163ZM167 163H169V162H167ZM182 163H183V162H182ZM204 163H205V161H204ZM221 163H222V162H221ZM244 163H245V162H244ZM63 164H64V163H63ZM74 164H75V163H74ZM91 164H92V163H91ZM91 164H90V166H92ZM120 164H122V163H120ZM120 164H119V165H120ZM149 164H150V163H149ZM183 164H184V163H183ZM240 164H241V163H240ZM240 164H239V165H240ZM64 165H65V164H64ZM96 165H98V164H95V166H96ZM104 165H107V164H104ZM109 165H110V164L108 163V165H107L108 168H109ZM132 165H133V162H132ZM135 165H136V164H135ZM147 165H148V164H147ZM185 165H186V163H185ZM196 165H198V164H196ZM199 165H200V164H199ZM211 165H212V164H211ZM241 165H242V164H241ZM244 165H245V164H244ZM246 165H247V161H246ZM246 165H245V166H246ZM101 166H102V165H101ZM128 166H130V164H129ZM155 166H156V165H155ZM157 166H158V162H157ZM163 166H164V165H163ZM167 166H168V165H167ZM114 167H115V166H114ZM132 167H133V166H132ZM221 167H222V166H221ZM230 167H233V165L230 166ZM248 167H249V165H248ZM54 168H56V167H54ZM92 168H93V167H92ZM129 168H130V167H129ZM153 168H154V167H153ZM162 168H163V167H162ZM189 168H190V167H189ZM191 168H192V167H191ZM199 168H200V167H199ZM222 168H223V167H222ZM251 168H252V167H251ZM251 168L249 167V170H250ZM35 169H38V168H35ZM44 169H45V167H44ZM126 169H127V167H126ZM130 169H131V168H130ZM157 169H158V168H157ZM160 169H161V168H159V170H160ZM170 169H171V168H170ZM185 169H186V168H185ZM201 169H202V168H201ZM228 169H229V168H228ZM231 169H232V168H231ZM246 169L248 170V168H245V170H246ZM74 170H75V169H74ZM76 170H77V169H76ZM78 170H80V169H78ZM78 170H77V173H79ZM84 170H85V169H84ZM112 170H113V169H112ZM223 170L225 171L224 168H223ZM28 171H29V170H28ZM37 171H38V170H37ZM93 171H94V169H93ZM116 171H117V170H116ZM116 171H115V172H116ZM118 171H119V170H118ZM123 171H124V170H123ZM129 171H130V170H129ZM144 171H147V172L149 173V171H151V170H150V167H147V168H146V166H144V168H143V172H144ZM155 171H156V169H155ZM197 171H199V170H197ZM213 171H214V170H213ZM213 171H212V172H213ZM228 171H229V170H228ZM231 171H232V170H231ZM71 172H72V171H71ZM89 172H90V171H89ZM113 172H114V171H113ZM113 172L109 173V177H110V179H111L112 181H113L114 179H116V178H115L116 176H115V174H114ZM125 172H126V171H125ZM185 172H186V171H185ZM191 172H192V171H191ZM206 172H207V171H206ZM242 172H243V170H242ZM250 172H251V171H250ZM256 172H257V171H256ZM75 173H76V172H75ZM77 173H76V174H77ZM145 173H146V172H145ZM158 173H160V172H158ZM165 173H166V172H165ZM192 173H193V172H192ZM197 173H198V172H197ZM200 173H201V172H200ZM244 173H245V172H244ZM252 173H253V172H252ZM257 173H258V172H257ZM42 174H43V172H42ZM95 174H97V173H95ZM128 174L130 175V172H129ZM131 174H132V173H131ZM201 174H202V173H201ZM201 174H200V175H201ZM236 174H237V173H236ZM79 175H80V174H79ZM79 175H76V176H79ZM106 175H107V174H106ZM124 175H126V177H127V174H124ZM135 175H136V173H135ZM156 175H157V174H156ZM156 175H155V177H157ZM159 175H160V174H159ZM159 175H158V176H159ZM173 175H174V174H173ZM200 175H199V176H200ZM216 175L218 176L219 174L216 173ZM248 175H250V173H249ZM74 176H75V175H74ZM86 176H87V175H86ZM94 176H95V175H94ZM246 176H247V175H246ZM250 176H251V175H250ZM30 177H31V176H30ZM39 177H40V176H39ZM48 177H50V175H49ZM99 177H100V176H99ZM123 177H125V176H123V174H122V178H123ZM126 177H125V178H126ZM130 177H131V176H130ZM174 177H175V176H174ZM80 178H82V177H80ZM119 178H121V177L119 176ZM122 178H121V180H123ZM141 178H142V177H141ZM186 178H187V177H186ZM202 178H203V176H202ZM243 178H244V177H243ZM40 179H43V178H40ZM85 179H86V178H85ZM101 179H102V178H101ZM101 179H100V182H101ZM155 179H156V178H155ZM232 179H233V178H232ZM252 179H253V178H252ZM38 180H39V179H38ZM49 180H50V179H49ZM74 180H75V179H74ZM91 180H92V179H91ZM117 180H119V179H117ZM75 181H76V180H75ZM75 181H73V183H74ZM97 181H98V179H97ZM115 181H116V180H115ZM115 181H114V182H115ZM128 181H129V180H128ZM187 181H188V180H187ZM195 181H196V180H195ZM201 181H202V180H201ZM251 181H254V180H251ZM255 181H256V180H255ZM42 182H43V181H42ZM103 182H104V181H103ZM119 182H120V181H119ZM140 182H141V181H140ZM202 182H203V181H202ZM246 182H247V181H246ZM30 183H31V182H30ZM86 183H87V182H86ZM111 183H112V182H111ZM117 183H118V182H117ZM124 183H125V181H124ZM142 183H143V182H142ZM170 183H171V182H170ZM180 183H181V182H180ZM189 183H190V182H189ZM191 183H192V182H191ZM194 183H195V182H194ZM196 183H197V182H196ZM204 183H205V182H204ZM230 183H231V182H230ZM232 183H233V182H232ZM33 184H34V183H33ZM35 184H36V182H35ZM46 184H47V183H42L40 186L44 187V186H46ZM75 184H76V183H75ZM150 184H151V182H150ZM159 184H160V183H159ZM219 184H220V183H219ZM219 184H218V185H219ZM222 184H223V183H222ZM235 184H236V186H237V193L239 192V193H238V196H239V199H240L239 201H241V203H242V197H243V196L241 197V194H240V192H241V188H242V187H241V181H240V179H238V178L235 177ZM247 184H248V182H247ZM252 184H253V183H252ZM73 185H74V184H73ZM103 185H104V184H103ZM143 185H144V184H143ZM148 185H149V184H148ZM182 185H183V184H182ZM191 185H192V184H191ZM207 185H208V184H207ZM228 185H229V184H228ZM230 185H231V184H230ZM69 186H70V185H69ZM85 186H86V185H85ZM108 186H110V185H108ZM113 186H114V185H113ZM186 186H187V185H186ZM197 186H198V185H197ZM200 186H201V185H200ZM215 186H216V183H215ZM32 187H33V186H32ZM82 187H84V186H82ZM96 187H97V184H96ZM153 187H155V186H153ZM161 187H162V186H161ZM226 187H227V186H226ZM233 187H234V186H233ZM71 188H72V187H71ZM97 188H98V187H97ZM97 188H96V189H97ZM113 188H114V187H113ZM157 188H158V187H157ZM181 188H182V186H181ZM197 188H198V187H197ZM200 188H201V187H200ZM204 188H205V187H204ZM244 188H245V187H244ZM50 189H51V190H50ZM50 189L48 188V190H50V194H49V195L47 194V195H48V198L53 197V196H52V194H53L52 188H50ZM84 189H85V188H84ZM84 189H83V190H84ZM88 189H89V188H88ZM88 189H87V190H88ZM109 189H110V188H109ZM119 189H120V188H119ZM170 189H171V188H170ZM172 189H173V188H172ZM229 189H230V188H229ZM252 189H253V188H252ZM252 189H251V191L254 190V189H253V190H252ZM41 190H42V189H41ZM76 190H77V189H76ZM76 190H75V192H76ZM80 190H81V189H80ZM91 190H92V189H91ZM93 190H94V189H93ZM105 190H108V189H104L103 192H105ZM114 190H115V189H114ZM226 190H227V189H226ZM226 190H225V191H226ZM232 190H233V189H231V191H232ZM23 191H24V190H23ZM95 191H96V190H95ZM145 191H146V190H145ZM215 191H216V190H215ZM243 191H244V190H243ZM258 191H259V190H258ZM27 192H28V191H27ZM77 192H78V191H77ZM99 192H100V191H99ZM99 192H98V194H99ZM227 192H228V191H227ZM234 192H235V191H234ZM244 192L247 193V191H244ZM28 193H29V192H28ZM40 193H41V192H40ZM46 193H47V192H46ZM54 193H55V192H54ZM57 193H58V192H57ZM82 193H83V192H82ZM237 193H236V194H237ZM34 194H35V193H34ZM75 194H77V193H75ZM96 194H97V193H96ZM96 194H95V195H96ZM104 194H106V192L103 193V195H102L103 197H104ZM107 194H108V193H107ZM107 194H106V196H107ZM208 194H209V193H208ZM222 194H223V193H222ZM227 194H228V193H227ZM231 194H232V193H231ZM243 194H244V193H243ZM253 194H254V193H253ZM32 195H33V194H32ZM81 195H82V194H81ZM108 195H109V194H108ZM117 195H118V194H117ZM232 195H233V194H232ZM248 195H250V194H248ZM262 195H263V194H262ZM76 196H77V195H76ZM76 196H75V198H76ZM246 196H247V195H246ZM36 197H37V196H35V198H36ZM42 197H43V195H42ZM80 197H81V196H79L78 198H80ZM96 197H97V195H96ZM110 197H111V196H110ZM234 197H235V196H234ZM234 197H233V198H234ZM249 197H251V196H249ZM40 198H41V197H40ZM61 198H62V196H61ZM78 198H77V199H78ZM228 198H229V197H228ZM236 198H237V196H236ZM244 198H246V197H244ZM52 199H53V198H52ZM97 199H99V198H97ZM105 199H106V198H105ZM249 199H250V198H249ZM34 200L36 201V199L32 198V200H31V204H32V205H33L34 203L36 204V202H34ZM81 200H82V197H81ZM99 200H100V199H99ZM114 200H115V199H114ZM114 200H113V201H114ZM237 200H238V199H237ZM263 200H264V199H263ZM23 201H24V200H23ZM43 201H45V200H43ZM49 201H51V199H49ZM106 201H108V200H106ZM25 202H26V201H25ZM39 202H40V200L38 201V203H39ZM53 202H54V201H53ZM53 202H52V203H53ZM99 202H100V201H99ZM103 202H104V201H103ZM250 202H251V201H250ZM28 203H29V202H28ZM43 203H44V202H42V204H43ZM80 203H82V201H81ZM80 203H79V204H80ZM95 203H96V202H95ZM111 203H112V202H111ZM235 203H236V202H235ZM251 203H252V202H251ZM251 203H250V204H251ZM5 204H6V203H5ZM39 204H40V203H39ZM39 204H38V205H39ZM90 204H91V203H90ZM102 204H103V203H102ZM254 204H255V203H254ZM48 205H49V204H48ZM48 205H45V206L47 207ZM107 205H108V204H107ZM24 206H25V205H24ZM91 206L93 207V206H95V205H91ZM103 206H104V204H103ZM119 206H120V205H119ZM122 206H123V205H122ZM254 206H255V205H254ZM18 207H19V206H18ZM41 207H42V206H41ZM48 207H49V206H48ZM87 207H88V205H87ZM107 207H108V206H107ZM117 207H118V206H117ZM120 207H121V206H120ZM11 208H12V206L10 207V209H11ZM26 208H27V207H26ZM26 208H25V209H26ZM29 208H30V207H29ZM37 208H38V207H37ZM99 208H101V206H100ZM99 208L97 207V209H99ZM102 208H103V207H102ZM111 208H113V206H112ZM229 208H230V207H229ZM231 208H232V207H231ZM243 208H244V207H243ZM252 208H253V207H252ZM252 208H251V209H252ZM261 208H262V207H261ZM7 209H9V208H7ZM14 209H15V208H14ZM44 209H45V208H44ZM47 209H48V208H47ZM47 209H45V210H47ZM89 209H90V208H89ZM106 209H107V208H106ZM113 209H114V208H113ZM119 209H120V208H119ZM119 209H116V210H119ZM124 209H125V208H124ZM187 209H188V208H187ZM246 209H247V208H246ZM256 209H258V208H256ZM41 210H42V209H41ZM79 210H80V209H79ZM83 210H84V209H83ZM95 210H96V209H95ZM116 210L114 209V211H116ZM236 210H237V209H236ZM239 210H240V208H239ZM261 210H263V209H261ZM10 211H11V210H10ZM29 211H30V210H29ZM35 211H37V210H35ZM39 211H40V210H39ZM48 211H49V210H48ZM81 211H82V210H81ZM91 211H92V210H91ZM91 211H90V212H91ZM96 211H97V210H96ZM98 211H99V210H98ZM119 211H121V209H120ZM186 211H187V210H186ZM255 211H256V210H255ZM64 212H65L66 217H68V216H69V213H70V210L67 209V210H65ZM85 212H86V211H85ZM92 212H93V211H92ZM103 212H104V211H103ZM233 212H234V211H233ZM237 212H238V211H237ZM241 212H242V211H241ZM247 212H248V210H247ZM257 212H258V211H257ZM35 213H37V212H35ZM80 213H82V212H80ZM86 213H87V212H86ZM97 213L100 214L99 212H97ZM13 214H14V213H13ZM18 214H19V213L16 212V216H18ZM40 214H41V213H40ZM46 214H47V211L45 212L44 215H46ZM112 214H113V213H112ZM126 214H128V212H127ZM75 215H76V214H75ZM130 215H131V217H132V215H133L132 212H131V214H129V217H130ZM240 215H241V214H240ZM246 215H248V213H247ZM6 216H7V215H6ZM36 216H37V215H36ZM39 216H40V215H39ZM41 216H42V215H41ZM94 216H95V215L93 214V217H91V214H90L89 218H90V217H91V218H94ZM102 216H103V215H102ZM119 216H120V215H119ZM145 216H146V215H145ZM170 216H172V215H170ZM181 216H182V215H181ZM225 216H226V215H225ZM241 216H242V215H241ZM66 217H65V219H67ZM104 217H105V216H104ZM110 217H111V216H110ZM115 217H116V216H115ZM131 217H130V218H131ZM172 217H173V216H172ZM243 217H244V216H243ZM245 217H246V216H245ZM249 217H250V216H249ZM6 218H7V217H6ZM42 218H43V217H42ZM44 218H45V217H44ZM91 218H90V219H91ZM118 218H119V217H118ZM126 218H127V217H126ZM132 218L134 219V216H133ZM143 218H144V217H143ZM31 219H32V218H31ZM74 219H75V218H74ZM99 219H100V218H99ZM111 219H114V216H113V218H111ZM128 219H129V218H128ZM128 219H127V221H128ZM178 219H180V218H178ZM221 219H222V218H221ZM229 219H231V218L229 217ZM249 219H250V218H249ZM46 220H47V219H46ZM62 220H63V218H62ZM80 220H81V219H80ZM86 220H87V219H86ZM92 220H93V219H92ZM3 221H6V220L4 219ZM30 221H31V220H30ZM36 221H37V220H36ZM88 221H89V220H88ZM93 221H94V220H93ZM96 221H97V220H96ZM96 221H94V222H96ZM99 221H100V220H98V222H99ZM113 221H114V220H113ZM116 221H117V219H116ZM116 221H115V222H116ZM139 221H140V220H139ZM179 221H180V220H179ZM225 221H226V220H225ZM245 221H246V218H245ZM0 222H1V221H0ZM11 222H12V224H11V227H10L9 229H10V233H11V237H12L13 244L15 245V247H16V249H17V253H18L19 255H23V256H24V254L26 253V250H27L28 243H29V242H28V238H27V236H26V233H24V229H23L24 227L19 223V221L15 220V219H12ZM23 222H24V221H23ZM80 222H81V221H80ZM80 222H79V223H80ZM94 222H93V223H94ZM110 222H111V220H110ZM133 222H135V221H133ZM133 222H132V223H133ZM137 222H138V221H137ZM60 223H63V222H60ZM70 223H71V221L67 219V221H66L65 224H67L68 227L70 228ZM87 223H89V222H87ZM87 223H86V224H87ZM103 223H104V222H103ZM108 223H109V222L107 221L106 225H107ZM113 223H114V222H113ZM143 223H144V221H143ZM246 223H247V221H246ZM250 223H251V221H250ZM3 224H4V223H3ZM6 224H7V223H5L4 225H6ZM115 224H116V223H115ZM169 224H170V223H169ZM210 224H211V223H210ZM230 224H231V223H230ZM238 224H239V223H238ZM252 224H253V223H252ZM93 225H94V224H93ZM93 225H92V226H93ZM126 225H127V224H126ZM126 225H125V227H126ZM232 225H234V224H232ZM247 225H248V224H247ZM1 226H2V224H1ZM53 226H54V225H53ZM76 226H77V224H76ZM94 226H95V225H94ZM115 226H116V225H115ZM128 226H129V225H128ZM248 226H249V225H248ZM109 227H110V226H109ZM122 227H124V226H122ZM138 227H139V226H138ZM3 228H4V227H3ZM74 228H75V227H74ZM92 228H93V227H92ZM105 228H108V227H105ZM135 228H136V227H135ZM140 228H141V227H140ZM164 228H165V227H164ZM167 228H168V227H167ZM170 228H171V227H170ZM174 228H175V226H174ZM220 228H221V227H220ZM235 228H236V227H235ZM4 229H5V228H4ZM4 229H3V230H4ZM133 229H134V228H133ZM137 229H138V228H137ZM171 229H172V228H171ZM229 229H230V228H229ZM103 230H104V229H103ZM109 230H110V229H109ZM111 230H112V229H111ZM138 230H139V229H138ZM174 230H175V229H174ZM174 230H173V231H174ZM239 230H240V229H239ZM0 231H1V230H0ZM73 231H75V230H73ZM73 231H70L66 238L63 237L64 240L58 238L57 242L60 243L59 245H60V247L62 248V250H63V249H71V247L74 246L73 244H74V241H75L76 233L73 232ZM100 231H101V230H100ZM100 231H99V232H100ZM112 231H115V228H113ZM136 231H137V230H136ZM145 231H146V230H145ZM182 231L185 232V235H187V238H194V237H196V234H197V230L195 229L194 226H189V228H188V227H185L184 230H177V228H176V232H178V233H183ZM229 231H230V230H229ZM109 232H110V231H109ZM119 232H120V230H119ZM125 232H126V231H125ZM133 232H134V231H133ZM241 232H242V231H241ZM1 233H2V232H1ZM91 233H92V232H91ZM113 233H114V232H113ZM137 233H138V232H137ZM167 233H168V232H167ZM170 233H171V232H170ZM173 233H174V232H173ZM109 234H110V233H109ZM116 234H117V232H116ZM121 234H122V232H121ZM123 234H124V232H123ZM133 234H134V233H133ZM202 234H203V233H202ZM228 234H229V233H228ZM232 234H233V233H232ZM250 234H252V233H250ZM30 235L32 236L33 234L30 233ZM88 235H89V234H88ZM99 235H100V234H99ZM101 235H102V234H101ZM113 235H114V234H113ZM170 235H171V234H170ZM172 235H173V234H172ZM245 235H248V232H247V234H244V236H245ZM5 236H6V235H5ZM8 236H9V235H8ZM114 236H115V235H114ZM118 236H119V235H118ZM139 236H140V235H139ZM173 236H174V235H173ZM0 237H1V236H0ZM88 237H89V236H88ZM226 237H227V236H226ZM228 237H229V236H228ZM247 237H248V236H247ZM251 237H252V235H251ZM260 237H261V236H260ZM1 238H2V237H1ZM7 238H8V237H7ZM79 238H80V237H78V239H79ZM89 238L91 239V237H89ZM104 238H105V237H104ZM110 238L112 239L113 237L110 236ZM137 238H138V237H137ZM178 238H179V237H178ZM180 238H181V237H180ZM180 238H179V239H180ZM184 238H185V237H184ZM49 239H50V238H49ZM76 239H77V237H76ZM93 239H94V238H93ZM100 239H101V236H100ZM122 239H123V238H122ZM122 239H120V240H118V241H121ZM131 239H132V238H131ZM243 239H246V237L243 238ZM1 240H2V239H1ZM3 240H4V239H3ZM3 240H2V241H3ZM5 240H6V239H5ZM5 240H4V241H5ZM10 240H11V239H10ZM32 240H34V237H33ZM53 240H54V239H53ZM88 240H89V239H88ZM96 240H97V239H96ZM187 240H188V239H187ZM194 240H195V239H194ZM223 240H224V239H223ZM223 240H222L221 243H223ZM230 240H231V239H230ZM239 240H240V239H239ZM239 240H238V241H239ZM246 240H247V239H246ZM249 240H250V239H249ZM258 240H259V239H258ZM8 241H9V240H8ZM90 241H91V240H90ZM94 241H95V239L93 240V243H94ZM99 241H100V240H99ZM113 241H114V239H113ZM118 241H117V242H118ZM130 241H131V240H130ZM136 241H137V240H136ZM183 241H184V240H183ZM196 241H197V240H196ZM219 241H220V240H219ZM224 241H225V240H224ZM228 241H229V240H228ZM228 241H227V242H228ZM250 241H252V240H250ZM262 241H264V235H263V240H262ZM6 242H7V241H6ZM52 242H53V241H52ZM75 242H76V241H75ZM91 242H92V241H91ZM102 242H103V241H102ZM106 242H107V241H106ZM128 242H129V241H128ZM225 242H226V241H225ZM254 242H255V241H254ZM87 243H88V242H87ZM95 243H96V241H95ZM98 243H99V242H98ZM103 243H104V242H103ZM110 243H111V240H110ZM124 243H125V242H124ZM126 243H127V242H126ZM133 243H134V242H133ZM189 243H190V242H189ZM195 243H196V242H195ZM231 243H232V242L230 241V245H229V242H228L227 244H223V246H225V245H226V246L229 245V246L231 247ZM237 243H238V242H237ZM239 243H240V242H239ZM239 243L236 244V245H239ZM245 243H246V242H245ZM252 243H253V241H252ZM2 244H3V243H2ZM4 244H5V243H4ZM53 244H54V243H53ZM100 244H101V243H100ZM100 244H99V245H100ZM118 244H119V243H118ZM118 244H117V245H118ZM196 244H198V243H196ZM242 244H243V243H242ZM246 244H247V243H246ZM76 245H77V243H76ZM93 245H94V244H93ZM113 245L116 246V244H113ZM185 245H187V244H185ZM254 245H255V244H254ZM1 246H2V245H1ZM9 246H10V245H9ZM70 246H71V247H70ZM88 246H89V244H88ZM90 246H91V244H90ZM114 246H113V247H114ZM120 246H122V244H121ZM187 246H190V245H187ZM226 246H225V248H226ZM229 246H228L227 248H229ZM249 246H250V245H249ZM92 247H93V246H92ZM94 247H95V246H94ZM236 247H238V246H236ZM236 247H235V249H236ZM244 247H245V246H244ZM246 247H247V246H246ZM260 247H261V249H260L261 254L264 256V242L260 245ZM12 248H14V247H12ZM125 248H126V247H125ZM131 248H132V247H131ZM232 248H233V247H232ZM250 248H251V247H250ZM14 249H15V248H14ZM89 249H91V247H90ZM93 249H94V248H93ZM97 249H98V248H97ZM191 249H192V247H191ZM238 249H239V248H238ZM240 249H242V248H240ZM246 249H247V248H246ZM246 249H245V251H243V253L246 252ZM255 249H256V248H255ZM55 250H56V249H55ZM91 250H92V249H91ZM133 250H134V249H133ZM231 250H232V249H231ZM243 250H244V249H243ZM250 250H251V249H250ZM9 251H10V250H9ZM74 251H75V250H74ZM88 251H90V250H88ZM92 251H93V250H92ZM92 251H90V252H92ZM95 251H96V250H95ZM95 251H94L93 253H91V254H94ZM103 251H104V250H103ZM103 251H102V252H103ZM119 251H120V250H119ZM121 251H122V249H121ZM258 251H259V250H258ZM13 252H14V251H13ZM59 252H60V251H59ZM63 252H64V250H63ZM67 252H68V251H67ZM67 252H66V253H67ZM71 252H72V251H71ZM102 252H101V253H102ZM113 252H114V251H113ZM199 252H200V251H199ZM234 252H235V251H234ZM247 252H248V251H247ZM247 252H246V253H247ZM88 253H89V252H88ZM103 253H104V252H103ZM118 253H119V252H118ZM194 253H195V250H194ZM238 253H239V252H238ZM18 254H17V255H18ZM123 254H124V253H123ZM192 254H193V252H192ZM248 254H249V253H248ZM248 254H246V255H248ZM17 255H16V256H17ZM25 255H26V254H25ZM62 255H63V254H62ZM87 255H88V254H87ZM115 255H116V254H115ZM119 255H120V254H119ZM193 255H194V254H193ZM195 255H197V254H195ZM204 255H205V254H204ZM207 255H208V254H207ZM243 255H244V254H243ZM12 256H13V255H12ZM96 256H97V255H96ZM117 256H118V255H117ZM200 256H201V255H200ZM200 256H199V257H200ZM88 257H89V258L87 259V261L90 260V256H88ZM114 257H115V256H114ZM208 257H209V256H208ZM212 257H213V256H212ZM259 257H260V256H259ZM19 258H20V257H19ZM86 258H87V257H86ZM91 258H92V257H91ZM117 258H118V257H117ZM21 259H22V258H21ZM95 259H96V258H95ZM261 259H263V258H261ZM17 260H18V259H17ZM85 260H86V259H85ZM104 260H105V259H104ZM108 260H110V259H108ZM114 260H115V259H114ZM199 260H201V259H199ZM87 261H86V262H87ZM92 261H93V260H92ZM97 261H98V260H97ZM97 261H96V262H97ZM23 262H24V261H23ZM86 262H85V264H86ZM88 262H89V261H88ZM116 262H117V261H115V264H116ZM130 262H131V261H130ZM204 262H205V261H204ZM260 262H261V260H260ZM94 263H95V262H94ZM113 263H114V261H113ZM201 263H202V262H201ZM263 263H264V262H263ZM19 264H20V263H19ZM92 264H93V263H92ZM96 264H97V263H96ZM100 264H102V263H100ZM207 264H208V263H207Z\"/></svg>","mask_w":264,"mask_h":264}]
</instances>
